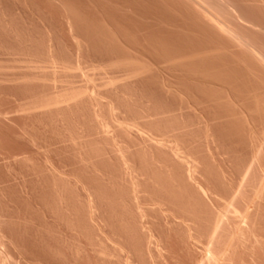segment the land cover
I'll return each mask as SVG.
<instances>
[{
	"label": "rangeland",
	"instance_id": "374dc122",
	"mask_svg": "<svg viewBox=\"0 0 264 264\" xmlns=\"http://www.w3.org/2000/svg\"><path fill=\"white\" fill-rule=\"evenodd\" d=\"M201 1L240 39L192 0H0V264H264V0Z\"/></svg>",
	"mask_w": 264,
	"mask_h": 264
},
{
	"label": "bare ground",
	"instance_id": "6f19581e",
	"mask_svg": "<svg viewBox=\"0 0 264 264\" xmlns=\"http://www.w3.org/2000/svg\"><path fill=\"white\" fill-rule=\"evenodd\" d=\"M192 1H194L195 3H197V4H199L200 6H201V8H202V11L205 13V14H207L208 16H209V18H210V20L211 21H213L215 24H217L221 29H223V30H225L226 32H228V33H230V34H232V36L234 37V38H236V39H240L239 38V34H238V32L234 29V28H232L231 26H229L224 20H222L216 13H213V8H211V7H209L206 3H204L203 1H201V0H192ZM219 1V0H218ZM220 2V1H219ZM222 2V1H221ZM224 2V1H223ZM226 3H228V2H226ZM225 3V5H227ZM220 4H222V3H220ZM224 4V3H223ZM198 5V6H199ZM227 7V9L233 14L234 12H233V10H235V9H233V10H231V8H230V6H226ZM236 13V12H235ZM235 15H237V14H235ZM238 16V15H237ZM239 17V16H238ZM241 17V16H240ZM239 19V18H238ZM243 18H241V19H239L240 21L242 20ZM244 20V19H243ZM242 20V21H243ZM263 57H264V53H263Z\"/></svg>",
	"mask_w": 264,
	"mask_h": 264
}]
</instances>
